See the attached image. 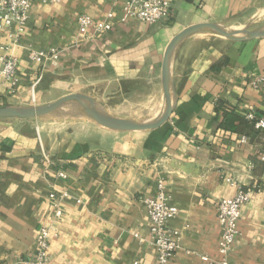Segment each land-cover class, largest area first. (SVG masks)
<instances>
[{
	"label": "crops",
	"instance_id": "crops-1",
	"mask_svg": "<svg viewBox=\"0 0 264 264\" xmlns=\"http://www.w3.org/2000/svg\"><path fill=\"white\" fill-rule=\"evenodd\" d=\"M125 1L34 0L18 39L0 29V55L18 59L16 86L0 79V105L83 93L109 115L151 119L164 106L162 61L175 35L206 22L264 28V0H170L168 17L151 25L121 21ZM109 11V31L79 33V15L101 21ZM52 47L61 50L58 61L30 58L31 50ZM262 75L264 36L233 41L200 32L175 50L173 112L159 127L116 131L88 120L1 118L0 264L34 256L39 228L52 223L50 193H67L50 264H157L143 199L160 189L179 210L168 221L179 231L173 264H220L217 203L236 185L251 197L229 264H264V130L244 119L250 108L264 114V88L249 83Z\"/></svg>",
	"mask_w": 264,
	"mask_h": 264
},
{
	"label": "built area",
	"instance_id": "built-area-1",
	"mask_svg": "<svg viewBox=\"0 0 264 264\" xmlns=\"http://www.w3.org/2000/svg\"><path fill=\"white\" fill-rule=\"evenodd\" d=\"M34 0H0V29L6 30L13 39H18L25 30L31 5ZM58 2L60 0H49ZM171 7L170 0H126L122 5L121 21L136 19L145 24H155L168 17ZM113 12L109 11L101 21L93 20L87 14L77 17L79 33L89 37L109 31L113 27ZM61 50L52 47L45 51H30V58L38 63L58 61ZM18 59L14 55H0V79L11 89L17 84ZM253 89L264 88V75L252 77L249 81ZM244 118L252 123L254 129L264 130V114L250 108ZM249 137L242 136L240 142H247ZM61 177L65 175L60 172ZM227 182L232 183L230 179ZM161 188V185H160ZM67 193L49 194L54 209L52 223L39 228L34 256L24 264H50L51 239L57 236L55 221L62 216L59 200ZM251 191L236 185L235 193L222 198L217 203V219L221 227L219 241L220 264H229L231 247L239 236V220L242 206L250 200ZM145 211L149 218V234L157 252V264H173V258L179 248V231L168 226V221L178 215L179 210L170 204L162 189L155 197L143 199ZM203 259H207L203 257Z\"/></svg>",
	"mask_w": 264,
	"mask_h": 264
},
{
	"label": "water",
	"instance_id": "water-1",
	"mask_svg": "<svg viewBox=\"0 0 264 264\" xmlns=\"http://www.w3.org/2000/svg\"><path fill=\"white\" fill-rule=\"evenodd\" d=\"M205 30L214 31L220 36L233 41H244L264 36V28L256 31H248L247 29L232 31L221 24L210 22L191 25L180 31L169 42L163 56L162 85L165 99L163 109L158 117L152 119H125L112 116L106 113L101 107L97 106L94 100L88 95L83 93H75L66 95L64 97H61L60 99H57L56 101L44 105H0V119H31L60 115L61 110L65 105L72 102H78L82 105L83 110H79L77 112V115L89 117L95 123L112 130L136 131L150 130L159 127L169 119L173 112V98L171 91V65L175 50L184 39Z\"/></svg>",
	"mask_w": 264,
	"mask_h": 264
},
{
	"label": "rangeland",
	"instance_id": "rangeland-1",
	"mask_svg": "<svg viewBox=\"0 0 264 264\" xmlns=\"http://www.w3.org/2000/svg\"><path fill=\"white\" fill-rule=\"evenodd\" d=\"M234 31V30H232ZM201 35L205 37H209L210 39H214L215 37L220 36L214 31L211 30H205L201 32ZM224 38V37H223ZM79 110H83V107L81 104L78 102H72L70 104L65 105L62 110L60 115H55V116H45L42 118V120L46 121H57L63 124H68V123H77V122H84V121H93L89 117L86 116H79L77 115V112Z\"/></svg>",
	"mask_w": 264,
	"mask_h": 264
},
{
	"label": "trees",
	"instance_id": "trees-1",
	"mask_svg": "<svg viewBox=\"0 0 264 264\" xmlns=\"http://www.w3.org/2000/svg\"><path fill=\"white\" fill-rule=\"evenodd\" d=\"M245 119V118H244ZM246 120V119H245ZM248 123H250L251 125H252V123L251 122H249L248 120H246ZM253 126V125H252ZM254 128V127H253Z\"/></svg>",
	"mask_w": 264,
	"mask_h": 264
},
{
	"label": "bare ground",
	"instance_id": "bare-ground-1",
	"mask_svg": "<svg viewBox=\"0 0 264 264\" xmlns=\"http://www.w3.org/2000/svg\"><path fill=\"white\" fill-rule=\"evenodd\" d=\"M154 116H155V115H154ZM154 116H152V117H150V118H151V119H152V118H155ZM157 117H158V115H157ZM148 118H149V117H148Z\"/></svg>",
	"mask_w": 264,
	"mask_h": 264
}]
</instances>
